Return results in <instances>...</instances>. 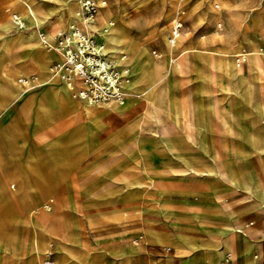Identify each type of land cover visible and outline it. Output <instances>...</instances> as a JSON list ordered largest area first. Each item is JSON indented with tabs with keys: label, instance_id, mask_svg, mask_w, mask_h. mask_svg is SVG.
I'll return each mask as SVG.
<instances>
[{
	"label": "crops",
	"instance_id": "1",
	"mask_svg": "<svg viewBox=\"0 0 264 264\" xmlns=\"http://www.w3.org/2000/svg\"><path fill=\"white\" fill-rule=\"evenodd\" d=\"M46 3L54 5L45 2V6ZM15 7L13 2L9 6L0 0V228L4 218V227L30 244L32 224L28 217L31 208L48 200L55 202L52 213L58 218V237L74 251L89 249L83 260L97 262L87 264H154V260H160L159 264H208L207 250L213 264H220L227 254L222 241L229 233L226 224L235 222L248 225L245 227L247 233L243 232L246 238L238 233L240 231L232 236L238 251L236 264L263 263L261 226L253 227L247 222L259 211L258 205H250L246 197L245 202L227 195V188L232 186L205 176L209 185L211 180L221 183L214 192L222 195L224 202L213 198L215 194L205 189L181 187L180 191L186 193L156 191L149 194L143 187L129 186L124 180L114 187L107 170L114 166L99 165L89 159L100 147L109 150L115 140L125 136L113 128L115 103L94 109L99 105H90L74 97L72 90L57 75L51 70H43L41 62L51 67L62 57L56 50L53 51L59 58L45 53V43L40 42L38 34L31 33L37 26L35 16L30 10L18 6L15 10ZM11 11L12 19L9 18ZM14 13L25 18L26 28L15 27ZM69 25H41L40 30L46 40L55 42L57 32ZM112 32L114 30L107 25L100 34L106 45L114 34ZM34 74L39 75L37 82L26 85L21 82L22 78L30 79ZM104 132L105 139L100 136ZM65 145L68 153L60 152L62 162L51 164V157L57 154V158L58 150ZM51 146L55 150L52 151ZM129 162L127 160L126 165ZM213 163H217L215 159L205 168ZM246 164L251 173H260L264 178L258 155L256 160ZM99 167L105 171L98 170ZM75 180L80 186V201L71 204L75 219L69 223L64 202L76 196L73 193ZM180 183L183 182L175 185ZM62 186L66 187L65 193L61 192ZM193 198L196 201H192ZM157 201L167 207H152L151 204ZM226 205L242 209L230 219L224 211ZM135 207H140L144 214L140 217V210H135L133 219L125 225H117L115 220L122 217L123 211H132ZM83 221L96 226L94 235L85 241L81 229ZM247 240L253 253L246 249ZM93 246L97 248L92 249ZM4 255L0 251V260Z\"/></svg>",
	"mask_w": 264,
	"mask_h": 264
},
{
	"label": "rangeland",
	"instance_id": "2",
	"mask_svg": "<svg viewBox=\"0 0 264 264\" xmlns=\"http://www.w3.org/2000/svg\"><path fill=\"white\" fill-rule=\"evenodd\" d=\"M4 1L9 6L11 2L15 3V10L17 6L26 9L24 5L17 3V0ZM106 1L107 5L100 8L97 19L100 16L101 25H104L106 21L108 22L110 18L114 19L112 23H108V26L116 34L115 41L109 43L111 45L109 49L114 50V46L124 45L125 49L123 51L135 56L137 62H139L137 63L139 65L138 70L134 65H130L131 74L135 76L138 72L137 86L132 90L136 102L131 110L114 111L113 128L119 134H125V136L115 140L113 147L109 150L100 147L89 161L96 162L99 165L109 164L114 166V169H107L110 173L109 176H112L111 182L114 187L123 180L129 186L143 187L145 192L149 194L156 191L170 194L174 192L186 193L180 191L182 190L181 187H189L205 189V191L215 194V196H212L213 198L223 200L222 195L214 192L216 186L221 185V183L211 180L212 184L209 185V182L205 179V176H209L214 180L221 181L223 184L232 186L227 181L205 174V169L211 167L212 164L206 168L205 165L214 162L213 155L220 149L225 157L230 156L232 158L238 176L243 183L242 185L250 184L253 186L259 178L261 185L264 187L262 175L251 173L246 167L248 161L257 159V149L259 146L264 145V131L257 130L248 133L238 131L234 134L226 133V135L217 132V124L214 119L211 120L208 129L205 128V113L216 114L215 96H224V89L228 88V81L235 88L234 96H237L238 91L244 89L245 85L250 86V89H252V82H259L264 90V55L260 59L256 70L239 66H233L225 70L220 65L219 67L210 65L211 54L205 50L206 47H211L223 54H229L230 52L235 54L241 51L249 53L248 50L254 48L263 50L262 53H264V0ZM46 6L50 7L52 5L46 3ZM182 11H184L182 13L184 25L181 36L176 43L178 49H175L174 45L168 43V35L174 17ZM9 18L12 19V11L9 12ZM97 19L94 22L98 23ZM179 42L184 43L185 47L192 48V51L187 54V70L174 75V73H167V71L170 68V56L174 53L173 56L177 57L181 49ZM154 50H157L160 55L156 56ZM47 51V53L50 52L48 49ZM113 54L119 56L121 50L115 51ZM233 58L237 62V55ZM128 59L126 57L125 60H121L120 64L122 62L126 63ZM42 68L45 71L51 70L47 63L42 65ZM37 78H39V75ZM152 90L157 91L158 98L154 100L156 102H151L147 98L149 91ZM127 96L126 94L125 100H127ZM258 99L262 112L264 109V96ZM144 103L146 104L145 107ZM105 105L93 108L99 110L103 109ZM177 106L180 108L188 107L193 119L195 118L194 122L198 121L194 139L188 130H182L176 123L173 112ZM247 107L252 111L248 115L249 117L257 116L259 118L256 125L263 124L264 119L260 118L259 112L256 111L253 103H247ZM168 108L172 112L170 119ZM158 119H162V121ZM169 120L171 121L168 123L169 128L174 127L179 130V132H175L170 129V133L174 137L172 143L180 149V152L177 153L169 151L161 143L164 136L162 134L165 130L164 126H168L167 122ZM241 122L244 123V120H241ZM216 133L217 135H215ZM100 136L105 139L106 133L104 132ZM50 148L52 151L55 150L54 146ZM58 151L59 156L57 158L59 160L56 158L57 154L53 155L54 158L51 157L50 159L51 164L62 162L60 152L68 153L66 145ZM127 160L130 162L126 165ZM258 160L262 165L264 174V158L258 157ZM64 162L68 163V160L65 159ZM187 166L192 168L190 174H186L184 171ZM157 167L161 168L155 169ZM98 170L105 171V168L100 169L99 167ZM158 172L162 175L154 174ZM74 177H77V171ZM202 180H205V182ZM181 181L183 183L178 186L175 185L176 182ZM74 183L73 193L76 196H73L72 200L64 202V213L69 223L75 219L71 204L76 205L80 201L78 197L80 186L76 180ZM235 188L234 186L231 189L227 188L226 194L236 196V198L243 199L246 202L247 193L241 188L237 190ZM171 189L173 190L171 191ZM65 191L66 187L62 186L61 192L65 193ZM212 197L211 199H213ZM192 201H196V198H193ZM261 201L264 202L261 198L251 199L249 203L250 205L259 206ZM54 204L55 202L47 200L31 208L28 217V222L32 224L30 244L23 241L19 234L14 236V233L6 229L3 218L2 227L0 228V251L5 255L7 254V256H3L0 264H43L46 258L45 252L49 249L53 250L56 264H87V262L92 261L83 260V257L88 255L89 249L77 248L74 251L72 246L67 245L58 237L56 233L58 218L52 213ZM156 205L167 207L166 205H160L159 201L154 205L151 204L152 207ZM236 209L240 210L242 208L236 207ZM34 210H37V212L32 213ZM135 210H140V217L144 214L140 207H135L132 211H123L122 217L115 220L117 225H125L133 219ZM224 211L230 218L226 207ZM125 212L127 214H124ZM40 217H46V229L39 221ZM21 220L26 219L23 217ZM252 221H254V224H251ZM247 222L253 227L261 226L262 233L259 237H264V207H260L259 211L257 210V213ZM81 224L82 237L85 241L94 235L96 226L90 221L87 224L83 221ZM238 233L244 236L243 231ZM244 237L246 238V236ZM51 243L55 245L53 246ZM250 244L247 240L246 249L248 251H251L249 250L251 248L249 247ZM223 247L224 252H227L236 264L238 251L235 243L232 247ZM96 248V246H93L92 249ZM263 252L264 249H261V253ZM206 255L209 261L208 264H213L209 250H207ZM92 262L97 261L93 260ZM159 262L160 260H154V264H159Z\"/></svg>",
	"mask_w": 264,
	"mask_h": 264
},
{
	"label": "bare ground",
	"instance_id": "3",
	"mask_svg": "<svg viewBox=\"0 0 264 264\" xmlns=\"http://www.w3.org/2000/svg\"><path fill=\"white\" fill-rule=\"evenodd\" d=\"M45 2H52V3H54V5L51 4L52 6L46 7ZM101 2L103 4V6L107 5L106 0H101ZM17 3L24 5L26 10L28 12L30 10L33 13V15L35 16V18H36L35 23L37 24V26L35 28H33L31 33L38 34L40 36V42L43 43V45L45 43L46 38H45V35L42 34L43 32L40 30L41 25L55 26V25H58L59 23L62 24L63 26H66L67 24H70V26L78 25L80 28H82L86 31L90 30L91 28L97 27V28H100V32H103V30L108 25L107 21L104 23V25H101V23L99 21L100 16L97 19L98 23L97 22H89L88 20H86L82 14L79 0H17ZM66 13H67V19H66ZM13 20L15 22V27H16L17 21L23 22V27L18 28V29H23V28L27 27V21L25 20V18L21 14L14 13L13 14ZM112 33H114V32H112ZM100 38L102 40L104 49L106 51L109 50L112 53H115V51L118 52L121 50V54H125L126 57L129 58L126 61V63L122 62L121 65L123 68L124 67L130 68V65H134L136 67V69L138 70L139 65L137 63H139V62H137V58L130 53L124 52L123 51L125 49L124 45L114 46V48H115L114 50L109 49V48H111V45H109V43L112 41H115V38H116L115 33L111 37H109L110 39L107 41V45H106L105 41L103 40V38L101 37V35H100ZM50 43H52V42H50ZM179 46L181 47V49L178 52V56L177 57L173 56L174 53L170 56V68L168 69L167 73L172 72V73H174V75H177L178 73L185 72L188 68L187 54L190 51H192V48H189L188 46L185 47L184 43H181V42H179ZM47 49L50 50V52L48 54H50L54 57H58V55L53 51L54 50L53 48L47 47L45 49V51H46L45 53L48 52ZM175 49H178V47L176 45H175ZM205 50H207V52L209 54H211L210 55L211 62L209 64L212 66H218V67L220 65L222 67V69L224 68L225 70H228L229 68H232L233 66H236V67L239 66L241 68H249V69L256 70L257 66H259L260 59H262V57L264 55V53H262L263 50H260V49L256 50L254 48L249 49L248 50L249 53L245 51V56H246L245 62L243 64H238L234 60L233 56L241 53L242 51L241 52L235 51L236 52L235 54H233L231 52L229 54H223V53H220V51H217V49H214L211 47H206ZM189 55H191V54H189ZM195 60H197V59L195 58ZM197 62H198V60H197ZM41 64L45 65V63H43V62H41ZM53 74L57 75L70 88V86L62 79L60 72L59 73H53ZM137 78H138V72L136 73L135 76L130 73L129 81L125 85L126 94L128 95L127 100L124 99L122 103L110 102V103H115L114 104L115 105V107H114L115 111L116 110L117 111H123L126 109H130V110L132 109L133 104L136 102V99H135L136 97L133 95L134 93L132 92V90H134L135 87L137 86V84H136ZM251 84L253 85L252 89H250V86L245 85L244 89H240L237 93V96H234L233 92H234L235 88L228 81V88L226 90L224 89V91H225L224 96L223 97L218 96V95L215 96V99H216L215 112H216V114L212 115L211 113H208V114L205 113V128L208 129L211 120L214 119L216 124H217V132L218 133L222 132L225 134L226 133L234 134L238 131L243 132V133H248V132L257 131V130L258 131H260V130L264 131V123L261 125H256L257 121H259V118H257V116H254V117L248 116L252 113V111L247 107V103L252 102L254 107L256 108V111L259 112L260 118L264 119V109L261 112L260 101L258 99L261 96V94H264V90L261 88V84L259 82H252ZM186 91H187V89H186ZM72 93H73V96L76 97L73 90H72ZM76 98H78V97H76ZM147 98L151 102H156L154 100L156 98H158L157 97V91L156 90L149 91ZM183 101H184V99H183ZM107 104H109V103H107ZM145 105L146 104L144 103V107H145ZM88 110H90V109H88ZM134 111H132V112H134ZM168 112H169V119H170L172 117V112L170 111L169 108H168ZM101 114H103V113L101 112ZM99 115L100 114H98V116ZM173 117H174L176 123L181 127V129L182 130L183 129L188 130L191 133L192 138L194 139V137L196 136L195 135L196 130L198 128L197 127L198 121L194 122L195 118L193 119V116H192L190 109L188 107L180 108L179 106H177L173 112ZM158 120L162 121V119H158ZM219 120H220V122H219ZM241 120H244V123H242ZM97 121H99V120H97ZM170 122L171 121L169 120L167 122V125ZM164 128H165V130L162 133L164 136L162 137L161 143L164 144L169 151L176 152V153L180 152V149H178L174 145V143H172V140L174 137L170 133V129L174 130L175 132H179V130L177 128H174V127L169 128V125L167 127L164 126ZM215 135H217V133ZM197 136H199V135H197ZM257 152H258V157L263 159L264 158V145L259 146L257 149ZM213 156H214V159L216 160L217 163H215V164L213 163L211 167H209L208 169H205V174L211 175L214 178H218V179H222L224 181H227L230 185H232L234 187L238 186L239 188L243 189L244 192L247 193L246 198H248L249 200H251V199L256 200L258 198H261L264 200V187L261 185L259 178L257 179V181L255 182V185H253V186H251L250 184L242 185L243 183L238 176V172H237V169L235 168V165L233 164L232 158H230V156L225 157L222 154L220 149L218 151H216ZM184 171L186 172V174H188V173L190 174L192 172V168L190 166H187L184 169ZM225 207H226V210L228 212L230 219L234 218L239 211L238 209H236V207H234L232 205H226ZM258 207L259 208L264 207V202L261 201V203L259 204ZM39 221L42 223V225L46 229V223H47L46 217H40ZM246 226H248V225L246 224L244 226H241L235 222L234 223L231 222V223L227 224L226 229L228 230L229 233L225 238L223 237L224 246L225 247H232L234 244L232 236L236 233V231H243L246 234L247 233V230L245 229ZM227 255H229V254H227Z\"/></svg>",
	"mask_w": 264,
	"mask_h": 264
},
{
	"label": "built area",
	"instance_id": "4",
	"mask_svg": "<svg viewBox=\"0 0 264 264\" xmlns=\"http://www.w3.org/2000/svg\"><path fill=\"white\" fill-rule=\"evenodd\" d=\"M80 6L84 18L94 22L103 4L101 0H80ZM183 12H179L173 19L168 35L170 45H175L181 36L184 25ZM113 20L110 18L107 23H112ZM16 26L22 28L23 22L17 21ZM100 34V28L97 27L86 31L78 25H69L68 28L57 32L55 42L45 40V45L56 50L62 57L61 61L53 63L50 69L53 73L60 72L75 96L90 105L122 103L126 96L125 85L129 81L131 69L123 68L120 64L121 60L126 59L125 54L114 56L104 49ZM154 53L156 56L160 55L157 50H154ZM245 59V52L237 54L238 64L244 63ZM37 81L35 74L30 79H21L24 85ZM45 253L43 264H56L53 250L49 249ZM221 264L234 263L226 254Z\"/></svg>",
	"mask_w": 264,
	"mask_h": 264
}]
</instances>
